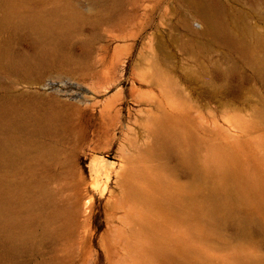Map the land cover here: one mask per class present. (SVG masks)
I'll list each match as a JSON object with an SVG mask.
<instances>
[{"label": "rangeland", "instance_id": "374dc122", "mask_svg": "<svg viewBox=\"0 0 264 264\" xmlns=\"http://www.w3.org/2000/svg\"><path fill=\"white\" fill-rule=\"evenodd\" d=\"M0 264H264V0H0Z\"/></svg>", "mask_w": 264, "mask_h": 264}, {"label": "bare ground", "instance_id": "6f19581e", "mask_svg": "<svg viewBox=\"0 0 264 264\" xmlns=\"http://www.w3.org/2000/svg\"><path fill=\"white\" fill-rule=\"evenodd\" d=\"M158 129H160V131H162L161 134V145L163 148L167 149L169 151V149L171 148L170 146V141L171 139L173 140V138H170V136L172 135L171 131L169 128H167L166 126H163V124L158 125ZM174 136V134H173ZM176 137V135H175ZM177 140V138L175 139ZM173 142V141H171ZM172 145V144H171ZM173 149V148H172ZM188 161L191 163V160L188 158ZM153 174V173H151ZM154 175V174H153ZM140 176V175H139ZM144 177V176H143ZM142 177V179H143ZM156 177V176H155ZM157 179V177H156ZM130 180V178H129ZM154 178L151 180L150 178L145 180V184L141 183V185H145V186H139L137 185V187H135V184L133 185L131 182H133V179L131 180V186H129V189H131L130 187H135L132 188L131 192H132V196L133 198L136 199V201L138 202V207L140 209L139 212V217L141 218V220H143L144 222H149V219L151 216V212H156L157 209H159V203L161 202L160 198L158 195H160L161 192V188L158 184V182L154 181ZM139 182V181H138ZM134 183V182H133ZM136 209V207H135ZM149 218V219H148ZM11 222H8V225H10Z\"/></svg>", "mask_w": 264, "mask_h": 264}]
</instances>
